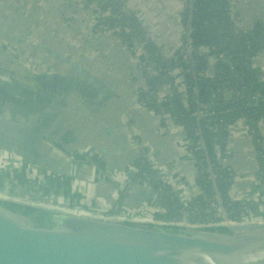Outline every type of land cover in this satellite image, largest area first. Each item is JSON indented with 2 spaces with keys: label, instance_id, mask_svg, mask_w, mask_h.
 <instances>
[{
  "label": "water",
  "instance_id": "obj_1",
  "mask_svg": "<svg viewBox=\"0 0 264 264\" xmlns=\"http://www.w3.org/2000/svg\"><path fill=\"white\" fill-rule=\"evenodd\" d=\"M20 15L29 20L25 31L0 12V150L7 159L19 158L29 161L30 167L58 173L57 164L46 158L45 151L51 149L40 143L39 132L54 121L57 128L66 119L64 110L86 121L79 117L82 109L88 119L102 123L106 117L103 131L90 145L110 160L112 149L105 144H116L119 119L132 115L138 94L131 95L128 106H120L118 81L105 79L110 74L97 62L82 59V47L53 33L52 42L46 43L37 31L53 25H32L35 18ZM19 57L56 72L31 70ZM71 99L80 110L68 109ZM78 138L67 129L59 140L71 143ZM48 156L56 158L49 152ZM216 198L224 212L217 193ZM0 264H264V223L163 220L152 212L62 206L0 191Z\"/></svg>",
  "mask_w": 264,
  "mask_h": 264
},
{
  "label": "trees",
  "instance_id": "obj_2",
  "mask_svg": "<svg viewBox=\"0 0 264 264\" xmlns=\"http://www.w3.org/2000/svg\"><path fill=\"white\" fill-rule=\"evenodd\" d=\"M56 1L57 5L52 6V9L48 1L45 5L47 8L46 11L52 12L55 17L63 20L68 26L71 23L77 25L79 20L72 16V12L76 8L73 3L69 0ZM85 1L92 8L93 14L103 13L106 10H120L125 6L124 3L127 2V0ZM186 2L189 3L193 12L192 17L189 19L191 28L190 41L192 45L194 47L203 45L214 48L217 51L211 54L205 53L201 56L190 55V59L193 63V73L191 75H182V78L179 77L176 81H172L170 72L175 70V67L184 70L186 68V60L184 58H176L177 60L175 62H170L169 59L163 58L156 46L157 44L146 41L145 26L137 14H118L116 17L103 19L101 23L107 25L115 35L120 37L123 44H132L135 42L144 43L149 63L146 67L141 69L144 85L137 93L138 98L142 100L143 103V109L141 111L145 113L154 112L157 113L156 115L169 113L174 116L176 121L183 127L189 138L194 135L196 129L200 134L202 149L193 151L194 165L200 171L195 178V183L200 192L198 195L193 196V200L188 204L190 208L194 205H198L200 207V213L197 217H193L192 219L197 220L198 216H200L201 221H207L208 218L212 217V213L208 211L211 210L209 205L213 202V193L218 194L224 212L231 221H241V219L250 216L262 217L264 215V200L260 201L259 196L262 194L264 197V134L261 127L258 129L259 135L257 136L249 132V142L254 153V171L257 175L252 181H258L262 187V192L255 195V200H245L244 197L247 193L244 191V186H234L236 179L233 178L236 168L227 162H223V157L224 152H226L229 135H231L230 126H232L239 117L244 116L248 118L250 127L258 124L264 117V102L259 103L257 107L248 103L253 92L259 89L258 81L255 79L254 75L256 76L257 74L255 69L257 64L258 66L260 64L258 57L262 54L264 55V44L260 42L261 38L264 36V23L260 21L252 27H246L245 25L242 26L240 21H235V18L230 12L233 0L226 3L223 0H183V5L184 3L186 4ZM3 9L5 12H11L9 10L11 7H4ZM184 13L185 12H181L182 15ZM69 14L71 16H69ZM16 15L17 18H8L7 20L10 22H17L15 24H18L17 28L25 31L28 27L29 20L21 19L22 16L19 13ZM171 31L174 35V30ZM53 36L54 35H51V38ZM164 36L165 35H162L157 38L160 42L159 44H168L160 41L164 40ZM122 43H120L121 47L123 45ZM51 45L56 48V44L51 43ZM84 50H86L84 47L80 48V51L83 53H81L82 59L88 58L87 54L83 52ZM211 59L214 62L213 65L209 64ZM99 73L103 74L101 71ZM122 76L125 77L124 75ZM104 78L116 81L115 77L110 75ZM121 83L122 86L120 85ZM241 83L247 88L246 98L243 100L232 103V100L226 98L223 93L217 97L214 95L215 91L223 87H241ZM117 85L120 86L119 93L121 95L118 104L122 107L128 106L130 100H132L131 86L128 85V81L124 80L118 82ZM161 90L164 91V98L162 106L157 107L155 97ZM198 104L213 105L212 111H214V113L207 119L200 120L197 117ZM72 106L80 110V107L75 104V99H72ZM121 110L122 109H120V112ZM133 112L134 111H132V114ZM79 117H85L87 119V124L84 125L83 123L77 122L70 113L68 118L62 120L57 128L55 127L56 121H54L43 128L39 133L41 136L46 137L53 135L57 147L45 151V153L49 161L53 160L57 164L59 171H64L67 168V172L71 177L89 179V176H93L91 167L88 168L87 166L78 165L76 163L72 164V162L66 161L64 155H71L75 150H79L84 145L91 144L93 142V136L96 133L99 135V131H103L102 129L104 128L106 117L103 118L102 123L92 118L88 119L87 114H84L82 109L80 110ZM116 124H118V122H116ZM70 127L76 129L79 138L71 143H61L59 140L60 135ZM117 127L119 128V125ZM84 131H86L89 136H84ZM255 139L260 141V145L255 144ZM113 140L116 143L115 145L112 143L110 144L113 148L111 151L113 155L110 157V160L106 159V163L111 166H116L126 155H124L123 151L118 153L116 150V147L123 145V139L117 132L114 133ZM154 142L155 141L151 140L152 144ZM44 146L48 148L46 145ZM124 148L125 146L121 149ZM41 150L47 149L42 147ZM48 152L51 155L56 154V158L49 157ZM8 160L5 158V154L2 153V150H0V168H3ZM208 168L212 170L215 185L212 183L211 179L204 177L202 171ZM127 174H129V172ZM152 175L153 171L149 167L144 168L139 174L135 175L134 182H140L141 184H136L126 198L125 196L119 198L115 205L110 207L109 211H126L124 208L120 210L121 202H125L126 200L129 202L132 193H135L134 198L135 195L138 198L143 197L145 193H148V190H151L152 192H157L155 195V204L159 203L161 206V211L155 212V215L163 220H178L185 206L177 199L171 198L173 196L172 193L175 192L173 188L174 185H166L159 175H157L155 179L152 178ZM30 178L35 180L40 179L37 175L32 176V174H30ZM59 182L60 180L56 179V183L58 184ZM49 187L50 188L46 190L52 192L54 189L55 192L57 191V188L51 189L50 185ZM104 189L106 192L103 191V188L100 189L98 184H94L86 192L90 193L91 198L101 201L106 200L110 195V191H107L106 188ZM48 191H44L42 196L45 197L49 193ZM159 191L163 192L162 196L158 195ZM68 193L71 192L62 191L65 197L69 196ZM239 193H241L240 197L231 195ZM95 195L98 196L95 197ZM65 197H62L61 200H66L67 198ZM70 197L73 198L72 195ZM235 197H238L240 200L234 199ZM162 200H164V202Z\"/></svg>",
  "mask_w": 264,
  "mask_h": 264
},
{
  "label": "crops",
  "instance_id": "obj_3",
  "mask_svg": "<svg viewBox=\"0 0 264 264\" xmlns=\"http://www.w3.org/2000/svg\"><path fill=\"white\" fill-rule=\"evenodd\" d=\"M48 1L51 9L52 6L57 5L56 0H0V7H10L17 4V9L20 14L35 18L34 22L31 23L32 25L39 22V25L41 26V20L47 13V11L44 12V7ZM69 1H71L76 7L72 12V16L78 19L79 23L77 25L75 23H71L69 26H65L69 33L67 36H65L63 29L61 28H57L56 32L54 29L49 28L54 26L47 27L45 32L49 34L53 33L55 36H61V39L66 40L67 43L77 47H84L86 50L83 52L87 54L88 58L91 61H96L99 66L110 74V76L113 75L118 82L121 80L128 81V85L131 86V93L134 97V94L138 93V90L142 89L144 85L141 70L137 68V64L140 60L134 61L131 58H128L126 50L122 48L120 46V42L110 34L102 33L96 35L95 37H91L90 21L92 17L90 16V12L85 13L84 16L78 10L80 9L79 5L74 3L73 0ZM129 1H135L136 4H147V8L152 11L151 15L146 14L148 24L150 26H154L153 30L158 35L160 34L159 36L165 35L164 37L168 38L160 40L161 42L171 43L181 39V25L176 21L175 12L180 10L179 6L181 4L183 5V0ZM230 12L235 18V21H240L242 26L245 25L246 27H252L260 21L264 23V0H233ZM49 14H52L50 16L56 18L53 16L52 12L49 11ZM70 14L69 16H71ZM58 21L65 24L63 20L58 19ZM48 22L49 19H47V23ZM171 30H174V35ZM258 59L260 60L259 66L257 64L256 67L258 81L260 86L264 88V55H260ZM211 63L214 62L211 61ZM175 77H177V79L179 77L182 78V75H176ZM133 103V114L127 118L121 116L119 119L122 121H119V130L117 133L123 139V145L116 147V150L118 153L123 151L124 155H126L124 159L118 163L119 165H108L104 157V160L101 158L102 161L100 164H98V162L94 164L91 161L77 162L76 164L78 165H84L88 168L91 167L93 176H89V179L71 177L68 174L67 169H65V171H59L57 173L58 175H55V172H44L39 167H30L28 165V163H30L29 161L21 160L19 158L16 160L18 165H21L22 169L31 171L25 174L28 178H30V174H32V176L37 175L39 178H45L47 182H51L54 185L63 184L64 191L71 192L68 193L69 196L66 197L68 203L75 204V206L81 208H88V206L91 205V207L93 206L96 209L110 210V207L115 205L118 198V192L114 187L118 186L119 188L120 185L117 181L111 180L109 182L107 177L115 175L123 176L126 174V172L129 171V168H131V164L134 163L137 155L135 145L130 143L128 136L125 134L126 129L129 126L130 128H135L140 134H142L144 141L153 147L155 163L158 166L159 174L161 175L162 180L166 183V185H174V191L179 194V190H181V182L177 181V177L180 175H184L186 177L192 176V162L188 159L186 154L187 139L181 136L180 132L176 128L171 131H167L165 121L162 124L160 122L158 123L157 118L154 117L152 113L142 112V108L137 106L134 107ZM71 107L74 111L76 110V107ZM124 119L127 121L124 122ZM120 126H122V128H120ZM261 129L264 134V123L261 125ZM106 131L107 135H110V131ZM48 138L50 139L51 149L56 148L57 145L53 135ZM151 140L155 142L152 144ZM249 141V133L245 126H239L236 128L231 127V135H229V141L226 152H224V157L228 164L236 168L235 171L237 173L244 170H252V167L254 166V154ZM124 146L125 148L121 149ZM87 147L92 146L90 144L84 145L79 150H75L71 155L77 157L78 155L86 156L87 154H90V152L85 149ZM94 151L96 150L94 149ZM92 154L99 158L101 157L100 153L97 151L92 152ZM110 155H113L111 151ZM111 156H109V158ZM165 175H167L166 179L164 178ZM254 178L255 176H252L250 179H245L239 174V178L236 179L234 183V186H244V191L247 193L244 197L245 200H253L256 194L262 192V187L259 182L252 181ZM56 179L60 180L58 184L56 183ZM94 184H98L100 189L103 188L104 192H106L104 188H106L107 191H110V195L106 200L100 201L99 199L97 200L95 198H91L90 193L86 192ZM134 194L132 193L130 196V203L127 200L120 203V210L124 208L126 212L155 213L154 207L156 206V199L151 193V190H148V193H145L143 197L137 198L135 195L136 199L134 198ZM185 194L190 196L192 192L186 191ZM240 194L241 193L231 195L240 197ZM71 195L73 198L70 197ZM98 195H95V197ZM63 197H65V194H63ZM235 199L240 200L237 198ZM140 209L141 212H139Z\"/></svg>",
  "mask_w": 264,
  "mask_h": 264
},
{
  "label": "built area",
  "instance_id": "obj_4",
  "mask_svg": "<svg viewBox=\"0 0 264 264\" xmlns=\"http://www.w3.org/2000/svg\"><path fill=\"white\" fill-rule=\"evenodd\" d=\"M75 3L76 1L73 0ZM225 3L228 1L232 0H223ZM132 2L129 1L128 4L124 3L125 6H123L120 10H106L103 13H95L93 14L92 8L89 5H86L87 9L90 12V15L92 17V32L90 33L91 37H95L96 35L100 33H106L110 34L113 37H115L120 43V37L115 35V33L105 24L101 23V21L105 18H111V17H116L118 14H124V15H131V14H137L143 25L145 26V39L146 41L154 42L157 45L158 50L161 52L160 55L163 58H167L170 60V62H175L178 58H184L186 68L184 70H181L177 67H175V70H172L170 72L172 81H176L177 77L176 74L178 75H185V74H192L193 73V63L190 59V55H197L201 56L202 54L205 53H214L217 51L214 48H209L207 46L200 45L198 47H194L190 41V24H189V19L192 17L193 12L192 9L189 5L188 2L184 5H180V10L178 12H175V18L176 21L179 22L181 25V31H182V36L179 41L171 42L168 44H159V40L157 39L158 37L155 35L153 28H150L151 26L148 24V21L137 11V8L131 5ZM136 5V4H135ZM181 12H185L183 15ZM148 24V25H147ZM260 42L264 44V36L261 38ZM123 44V43H122ZM122 48L126 50L128 53V58H131L132 60H140V62L137 64V68L139 70L143 69V67H146L149 63L147 52L144 46L143 42H135L132 44H123ZM177 58V59H176ZM22 60L23 64L25 62L30 63L31 69L35 68L36 64L32 63V61H28V59H23L20 57ZM212 61V59H211ZM209 62V64H213ZM28 66V65H27ZM37 67V66H36ZM36 69L39 70L37 67ZM149 69V68H148ZM256 72H257V68ZM37 71V70H35ZM210 76V75H208ZM193 77V76H191ZM255 79L258 81V75H254ZM259 84V89H256L253 94L251 95L250 99L248 100L250 104H252L254 107H257L259 103L264 102V88L260 86ZM169 87V85H168ZM246 87L243 83H241V87H223L222 89H219L215 91V97L218 95L222 94L232 100L233 102H237L239 100H243L246 98ZM164 98V91L161 90L157 93V96L155 97V103L158 106H162ZM199 105V119L205 120L209 116H211L214 111H212V106L213 105H204V104H198ZM133 106H137L139 108L143 109V103L142 100L139 98L134 99ZM217 107V103H216ZM154 117L157 118L158 123L160 122L161 124L165 121L166 122V130L171 131L174 128H176L181 136H183L185 139H187V145H186V154L188 156V159L192 162V170H191V175L189 177H186L184 175H180L177 177V181L181 182L180 187L181 190H179V194L174 192L172 193V199H177L185 208L181 211V216L178 218L179 221H184V222H190V223H264V217H257V216H250L248 218H243L241 221H231L228 219V215L225 212H222L218 206L217 198H216V193L212 194V199L213 202L209 205L211 210L208 211L212 213V217L208 218L207 221H201L200 216H198L197 220H193V217H197L199 215V206L194 205L192 208L189 207V203L193 200V196L198 195L200 192L198 189V186L195 183V178L199 174V170L197 167H195V161L193 160V151L195 150H201V142H200V134L198 130L194 132V135L189 138L188 135H186L183 127L176 121L175 117L172 116L169 113H164L163 115H156L157 113L151 112ZM127 120L124 119V122ZM264 123V117L261 119V121L253 126H249V120L248 118L241 116L237 119L235 123L232 124L231 127L236 128L239 126H245L247 129L248 133H253L255 136L259 135L258 129L261 127V125ZM125 134L128 136L129 141L132 145H135L137 155L135 158L134 163L131 164V168H129V171L126 172L123 176L120 175H115V176H108L107 180L110 182L112 181H117L119 182V188L118 186L114 187L117 192H118V198L124 197L128 195V193L134 188L136 184H141L140 182L135 183L134 182V177L135 175L139 174L141 170L144 168H150L153 171L152 178L155 179L157 175L161 178V175L159 174L158 166L155 163L154 159V153H153V147L149 144L146 143L142 137V135L135 129V128H128L126 129ZM255 144L260 145V141L258 139H255ZM223 162H226L225 157H223ZM6 164L10 167L11 170H14V165H18V162L16 160L10 159L9 161L6 162ZM5 169V168H4ZM3 169V170H4ZM44 171V170H42ZM235 171V170H234ZM45 172V171H44ZM129 172V174H127ZM204 177L211 179L210 171L208 169H204L203 171ZM164 178H167V175L164 176ZM239 178V173L235 171L234 178L233 179H238ZM162 179V178H161ZM148 180V179H147ZM241 180V179H239ZM236 181V180H235ZM165 183V182H164ZM166 184V183H165ZM1 188V187H0ZM186 191L192 192L190 196H187L185 194ZM153 196L157 194V192H152ZM159 196L163 195L162 191L158 192ZM239 199L238 197H235ZM234 198V199H235ZM259 200L263 201L264 197L262 194L259 196ZM158 201V200H157ZM164 202V200H162ZM155 212H160L161 211V206L159 203H156V206L154 207Z\"/></svg>",
  "mask_w": 264,
  "mask_h": 264
},
{
  "label": "rangeland",
  "instance_id": "obj_5",
  "mask_svg": "<svg viewBox=\"0 0 264 264\" xmlns=\"http://www.w3.org/2000/svg\"><path fill=\"white\" fill-rule=\"evenodd\" d=\"M75 1H76V4L79 5V7H80V9H78V10L80 11L81 14H83L85 16V13L89 12V10L86 7V5H88L87 2L85 0H75ZM10 7H11V9H9V10L11 12H5L4 9L0 7L1 14H4V16L7 19L8 18H11V19L17 18L16 14L19 13L17 11V7H18L17 4L12 5ZM135 7L137 8V11L143 16H145L146 14L151 15V13H152V11L149 8H147L146 3L145 4H139L138 3L135 5ZM46 9L47 8L45 7L44 12H46ZM42 15H43V13H42ZM50 15H52V14H49V12L47 11V13L45 14V17L42 18V20H41L42 28L46 27L47 25H53L54 27H49V28L54 29V31L56 28H58V29L61 28V29H63L65 36H67V34H69V33L66 30L65 26H68V25L63 24L60 21H58L57 17L54 18ZM47 19H49L48 23H47ZM42 23H43V25H42ZM90 26H91L90 29L92 32V19L90 21ZM153 27L154 26L151 25L150 28H153ZM43 31H44V29H43ZM100 34H102V33H100ZM155 35L158 37L157 34H155ZM32 36H34V35H32ZM162 46H164V45L162 44ZM213 64H211V65H213ZM10 65H11V63H10ZM28 65L30 66V63H28ZM120 121H122V120H120ZM83 135L89 136V134L86 131L83 132ZM39 141L41 144L47 145L51 149L50 139L48 137L40 136ZM106 147H109L110 150L113 149L110 145H108ZM76 159L78 160V162L91 161L94 164L97 162H98V164H100L102 161L99 157L94 156L92 154L91 150H90V154H87L86 156H79ZM3 167L5 168L4 170L2 168H0V187H1L0 191L14 193V194H18L22 197L35 199L38 201H43V202H48V203H53V204H57V205L78 207V206H75L74 204H68L67 200H61L63 197L62 191H64L63 184L62 185H54L51 182H47L45 178H40V179H36V180L32 179V178H28L25 176V174L28 172H25V169H22L21 165H14V170H11L7 164H5ZM65 168H66V165H65ZM69 171L71 172L70 168H69ZM7 172H10L9 174H11V173L13 174V172H14V174L12 177H10V176H8ZM254 173H255L254 166L252 167V170H249V171L244 170V171L239 172V174L245 179H247V178L250 179ZM7 179L9 180V182L7 181L8 183L5 182V180H7ZM91 180H92V178H91ZM49 185L51 186V189L57 188V191L55 192L54 189L52 190V192L46 190L47 188H50ZM44 191L49 192L45 197L42 196ZM88 208H91V205H89ZM139 212H141V209L139 210ZM143 213L144 212H142L141 214H143ZM135 214H139V213H135ZM262 217H264V215Z\"/></svg>",
  "mask_w": 264,
  "mask_h": 264
},
{
  "label": "flooded vegetation",
  "instance_id": "obj_6",
  "mask_svg": "<svg viewBox=\"0 0 264 264\" xmlns=\"http://www.w3.org/2000/svg\"><path fill=\"white\" fill-rule=\"evenodd\" d=\"M17 26H18V24L17 25H15V27L17 28ZM37 34L38 35H40V38H42L46 43H50V42H52L51 40H52V38L44 31L43 33H41L40 31H37ZM43 35H45L46 37H44ZM39 37V36H38ZM19 59H20V57H19ZM23 63V62H22ZM33 63V62H32ZM39 68V70L38 69H36L37 67ZM35 66V68H33V69H31V70H37V71H40V72H46V73H49V72H56L55 71V69L53 68V67H51L50 69L49 68H44V67H40V66H38V65H36ZM28 68L30 67L29 65L27 66ZM21 73V72H20ZM23 74V73H22ZM24 75V74H23ZM69 83H73V81H70ZM77 88V85H75V86H68V88H66V90H73V89H76ZM71 106H72V99H71ZM68 107V109L69 110H73V108L72 107ZM64 113L66 114V118H68V115H67V113H69L68 111H65L64 110ZM79 121H81L84 125H86L87 123V121H84V120H77V122H79ZM70 130H72L73 132H74V134L75 135H77V131H76V129L74 128V127H70L69 128ZM99 134H101V132L99 131ZM109 144H105V146H108ZM106 148H108V147H106ZM88 152H90V150L92 151V152H96V151H94V147L92 148V147H87V148H85ZM3 152V151H2ZM65 156V159H66V161H68V162H72V164H74V163H76V162H78V160L76 159L77 158V156H73V155H67V154H65L64 155ZM78 157H79V155H78ZM103 159L104 160V158L101 156L100 157V159ZM11 159V158H10ZM9 159V160H10ZM8 160V159H7ZM8 160V161H9ZM86 162V161H85ZM31 167H38V166H36V165H33L32 164V166ZM2 169H4V167L2 168ZM65 171V170H64ZM27 172H29V171H27ZM45 172H47V171H45ZM10 172H7V174H8V176H10V177H12L13 176V174H14V172H13V174L11 173V174H9ZM25 174V173H24ZM55 175H58L56 172H55ZM66 178H69V177H66ZM9 182V180L7 179V180H5V182ZM7 182V183H8ZM68 203V202H67ZM68 204H71V203H68ZM75 205V204H74Z\"/></svg>",
  "mask_w": 264,
  "mask_h": 264
}]
</instances>
